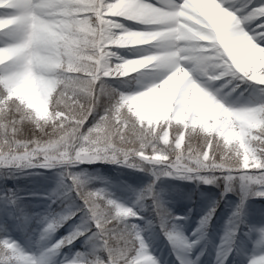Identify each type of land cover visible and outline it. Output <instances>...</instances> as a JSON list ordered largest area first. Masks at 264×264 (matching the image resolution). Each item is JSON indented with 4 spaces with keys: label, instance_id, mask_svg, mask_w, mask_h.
Wrapping results in <instances>:
<instances>
[{
    "label": "clouds",
    "instance_id": "obj_1",
    "mask_svg": "<svg viewBox=\"0 0 264 264\" xmlns=\"http://www.w3.org/2000/svg\"><path fill=\"white\" fill-rule=\"evenodd\" d=\"M0 185V264H264V0H0Z\"/></svg>",
    "mask_w": 264,
    "mask_h": 264
},
{
    "label": "rangeland",
    "instance_id": "obj_2",
    "mask_svg": "<svg viewBox=\"0 0 264 264\" xmlns=\"http://www.w3.org/2000/svg\"><path fill=\"white\" fill-rule=\"evenodd\" d=\"M125 51H130V50L126 49ZM142 180L143 179H141L140 182H142ZM27 184H28V182L19 180V181H16V182L12 181V183H9L8 186L10 185V187H15V186L19 185L20 187H25ZM0 187H2V185H0ZM259 199H263L264 200V198H259ZM2 216H3V212L0 211V217H2ZM191 226H194V221L192 222ZM189 231H190V228H189ZM76 243L78 244L77 246L79 247V242H76ZM153 247L156 248L157 254L161 255L164 258H167L168 261L170 262V264H177L176 258H175V256L172 255L171 249H170L169 246H167V242L166 241L161 242L160 244L155 245ZM65 251H68V250H65Z\"/></svg>",
    "mask_w": 264,
    "mask_h": 264
},
{
    "label": "trees",
    "instance_id": "obj_3",
    "mask_svg": "<svg viewBox=\"0 0 264 264\" xmlns=\"http://www.w3.org/2000/svg\"><path fill=\"white\" fill-rule=\"evenodd\" d=\"M128 178L132 179L133 182H140L141 180H139L140 178L144 179L142 177L141 174H135V173H129L128 174ZM22 181L28 182L27 180L21 179ZM12 183V181H8L7 184ZM163 183L168 186L169 188H171L172 186H179L182 189H190V188H194V185H191L189 182L186 181H181V180H176V179H170V178H166ZM210 186H201L202 189L207 190V188ZM232 197L231 194H229V198Z\"/></svg>",
    "mask_w": 264,
    "mask_h": 264
},
{
    "label": "snow or ice",
    "instance_id": "obj_4",
    "mask_svg": "<svg viewBox=\"0 0 264 264\" xmlns=\"http://www.w3.org/2000/svg\"><path fill=\"white\" fill-rule=\"evenodd\" d=\"M108 2H110V0H108ZM149 2H152V0H149ZM154 2L160 6V5H171L174 0H154Z\"/></svg>",
    "mask_w": 264,
    "mask_h": 264
},
{
    "label": "bare ground",
    "instance_id": "obj_5",
    "mask_svg": "<svg viewBox=\"0 0 264 264\" xmlns=\"http://www.w3.org/2000/svg\"><path fill=\"white\" fill-rule=\"evenodd\" d=\"M141 27V26H140Z\"/></svg>",
    "mask_w": 264,
    "mask_h": 264
}]
</instances>
